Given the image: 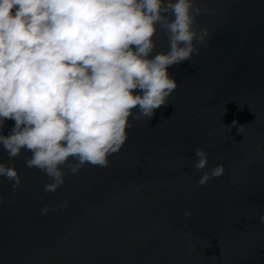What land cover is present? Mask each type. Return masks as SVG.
<instances>
[{
	"label": "water",
	"instance_id": "water-1",
	"mask_svg": "<svg viewBox=\"0 0 264 264\" xmlns=\"http://www.w3.org/2000/svg\"><path fill=\"white\" fill-rule=\"evenodd\" d=\"M194 2L211 37L168 69L178 83L168 104L131 121L108 167L64 166L65 183L46 192L52 180L26 167L30 152L9 158L0 145L21 177L13 191L0 176V264H264V0ZM155 39L168 51L162 29ZM197 148L209 161L199 172ZM221 163L222 176L197 186Z\"/></svg>",
	"mask_w": 264,
	"mask_h": 264
},
{
	"label": "clouds",
	"instance_id": "clouds-1",
	"mask_svg": "<svg viewBox=\"0 0 264 264\" xmlns=\"http://www.w3.org/2000/svg\"><path fill=\"white\" fill-rule=\"evenodd\" d=\"M201 10L194 0H0V129L15 122L0 145L9 158L30 152L26 167L52 180L46 192L65 183L64 166L72 174L108 167L131 121H150L168 104L178 87L168 69L191 61L211 37L197 23ZM161 29L166 52L155 51ZM195 157L194 169H205L207 152L197 148ZM224 172L214 166L197 186ZM0 176L14 181L13 191L21 186L13 166L0 162Z\"/></svg>",
	"mask_w": 264,
	"mask_h": 264
}]
</instances>
